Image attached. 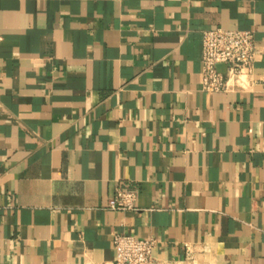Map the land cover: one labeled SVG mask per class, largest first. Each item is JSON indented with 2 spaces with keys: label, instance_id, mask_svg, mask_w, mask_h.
<instances>
[{
  "label": "crops",
  "instance_id": "obj_1",
  "mask_svg": "<svg viewBox=\"0 0 264 264\" xmlns=\"http://www.w3.org/2000/svg\"><path fill=\"white\" fill-rule=\"evenodd\" d=\"M212 29L253 34L247 87L202 91ZM116 234L264 264V0H0V264H112Z\"/></svg>",
  "mask_w": 264,
  "mask_h": 264
},
{
  "label": "built area",
  "instance_id": "obj_2",
  "mask_svg": "<svg viewBox=\"0 0 264 264\" xmlns=\"http://www.w3.org/2000/svg\"><path fill=\"white\" fill-rule=\"evenodd\" d=\"M257 48L253 34L247 31L205 30L201 33L200 76L205 93L219 94L243 89L249 85ZM223 68L222 71L217 69ZM136 195L116 190L107 202L112 211H133ZM152 239L139 240L132 236L114 235L112 264H155Z\"/></svg>",
  "mask_w": 264,
  "mask_h": 264
},
{
  "label": "water",
  "instance_id": "obj_3",
  "mask_svg": "<svg viewBox=\"0 0 264 264\" xmlns=\"http://www.w3.org/2000/svg\"><path fill=\"white\" fill-rule=\"evenodd\" d=\"M217 69H218L219 71H222V70H223V68H222L221 66H218Z\"/></svg>",
  "mask_w": 264,
  "mask_h": 264
}]
</instances>
